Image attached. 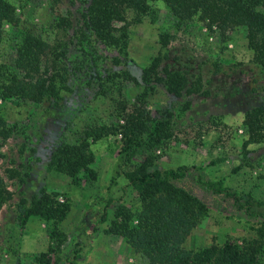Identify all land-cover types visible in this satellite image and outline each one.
Wrapping results in <instances>:
<instances>
[{
	"label": "rangeland",
	"instance_id": "1",
	"mask_svg": "<svg viewBox=\"0 0 264 264\" xmlns=\"http://www.w3.org/2000/svg\"><path fill=\"white\" fill-rule=\"evenodd\" d=\"M9 1L16 7L21 27L48 43L41 65V72H47L53 62V43L72 37L73 28L68 30L66 22L76 17L81 0ZM57 19L66 22L59 24ZM128 32V52L135 61L130 68L139 80L143 68L159 52L161 33L175 36L170 55L173 69L192 80L202 77V92L181 97L168 93L162 84L154 85L148 107L168 119L172 137L132 155L138 162L154 159L159 168L191 167L174 183L198 195L208 211L183 246L198 249L258 238L264 215V143L244 147L247 131L243 120L249 108L264 104V75L250 68L254 52L246 31L242 27L210 25L204 16L176 28L168 7L158 0L151 3V13L131 24ZM18 54L15 29L5 24L0 65L8 72L23 73L18 67ZM212 60L244 65L225 74H213ZM97 87L75 88L66 94L60 107L23 97L0 98V114L13 129L9 138H0V176L12 193L0 210V264H37L40 253L48 250L51 264L147 263L124 237L105 230L115 218L118 205L129 207L133 213L140 209L137 191L124 174L118 175L110 188L117 155L123 148L121 135L91 143L95 180L77 184L66 173L48 168L50 154L62 138L74 142L87 125L115 122L117 100L132 103L142 90L127 84L122 96L116 86L103 95L97 93ZM200 174L203 179L222 177L223 185L250 202L257 216L249 217L230 198L207 189L199 180ZM41 189L59 193L61 200L70 204L67 215L57 224L61 235L55 238L51 237V222L40 217H30L24 227L20 224L19 205H29ZM261 260L264 264V250Z\"/></svg>",
	"mask_w": 264,
	"mask_h": 264
},
{
	"label": "trees",
	"instance_id": "2",
	"mask_svg": "<svg viewBox=\"0 0 264 264\" xmlns=\"http://www.w3.org/2000/svg\"><path fill=\"white\" fill-rule=\"evenodd\" d=\"M154 1L158 0H81L75 18L69 22L57 19L59 24H69L68 30L73 28V34L68 39H56L52 65L43 73L41 65L48 43L40 35L21 27L16 7L9 0H0V48L5 24H8L15 29L18 38L17 62L24 73L8 72L0 65V98L23 97L60 107L66 94L75 88L82 90L97 84V93L106 95L116 86V92L122 96L127 84L141 87L132 103H127V99L117 100L115 122L87 125L74 142L62 138L50 154L49 170L66 173L77 184L95 180L91 143L121 135L123 148L117 155L110 188L116 184L118 175L124 174L137 191L140 209L133 213L129 207L118 205L106 232L124 237L146 257V264H262L264 215L258 238L242 244L226 241L198 249L185 248L183 243L187 236L208 211L207 204L198 195L174 183L184 178L191 167L183 164L159 168L154 159L141 162L132 159L136 150L162 144L172 137L168 119L159 117L148 107L154 85H164L175 97L200 93L203 87L202 77L192 80L181 70L173 69L170 55L175 36L171 33L160 34L159 52L143 68L141 80L132 74L130 67L135 61L128 52V29L151 13ZM161 1L168 7L176 28L199 16L206 17L210 25L244 28L248 45L254 52L250 68L264 75V0ZM239 65L244 64L228 65L212 60L210 71L225 74ZM243 124L247 131L244 147L264 143V104L249 108ZM12 134L13 129L0 114V138L7 139ZM199 180L213 193L230 198L235 207L249 217L257 216L258 211L250 202L243 201L237 191L223 185L222 177L203 179L200 174ZM11 198L12 193L0 176V210ZM69 209V202L61 200L59 193L41 189L33 195L29 205H19L20 224L24 227L30 217H40L51 222V237L55 238L61 235L57 224ZM50 252L40 253L37 264H51Z\"/></svg>",
	"mask_w": 264,
	"mask_h": 264
}]
</instances>
